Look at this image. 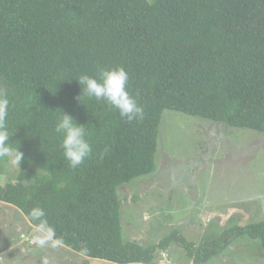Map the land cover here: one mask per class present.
<instances>
[{
  "label": "trees",
  "instance_id": "trees-1",
  "mask_svg": "<svg viewBox=\"0 0 264 264\" xmlns=\"http://www.w3.org/2000/svg\"><path fill=\"white\" fill-rule=\"evenodd\" d=\"M117 66L129 73L142 120L90 99L75 79ZM0 95L10 102V141L24 154L20 171L0 181V201L26 216L42 207L66 247L156 264L178 242L199 264L240 236L264 243V221L199 246L178 232L152 247L125 242L118 193L156 169L165 109L264 133V0H0ZM63 111L85 125L93 148L76 169L55 132Z\"/></svg>",
  "mask_w": 264,
  "mask_h": 264
},
{
  "label": "rangeland",
  "instance_id": "rangeland-1",
  "mask_svg": "<svg viewBox=\"0 0 264 264\" xmlns=\"http://www.w3.org/2000/svg\"><path fill=\"white\" fill-rule=\"evenodd\" d=\"M2 165L0 181L5 185L20 165ZM118 193L123 240L144 247L155 246L173 232L199 246L229 227L262 222L264 133L165 109L156 169L120 185ZM21 214L15 206L0 203V264H116L66 246L37 248L30 243L25 250H7L15 236L29 244L30 238L20 236L29 233ZM167 252L168 258L158 263L197 264L181 243L172 242ZM199 264H264V243L240 236L223 253Z\"/></svg>",
  "mask_w": 264,
  "mask_h": 264
},
{
  "label": "clouds",
  "instance_id": "clouds-1",
  "mask_svg": "<svg viewBox=\"0 0 264 264\" xmlns=\"http://www.w3.org/2000/svg\"><path fill=\"white\" fill-rule=\"evenodd\" d=\"M75 79L81 86L83 94L90 99L105 101L118 110L120 116L128 122L144 118L143 107L127 89L129 73L124 67L101 68L97 76L82 74ZM9 103L6 96L0 95V159H7L12 166L19 168L24 154L19 150L18 145L13 146L10 141L14 130H10L7 124ZM55 132L62 137L63 155L72 169L79 167L86 158L91 156L93 148L87 138L88 129L84 124H78L70 114L63 111V115L55 124ZM107 151L106 147L105 153ZM27 217L32 227L31 243L34 246L55 248L62 244L55 227L49 222L42 207L39 205L33 207Z\"/></svg>",
  "mask_w": 264,
  "mask_h": 264
},
{
  "label": "crops",
  "instance_id": "crops-1",
  "mask_svg": "<svg viewBox=\"0 0 264 264\" xmlns=\"http://www.w3.org/2000/svg\"><path fill=\"white\" fill-rule=\"evenodd\" d=\"M131 200H133V199H131ZM0 203H6V202L0 201ZM6 204L14 207L11 204H8V203H6ZM16 209H18V208H16ZM18 210L21 211L20 209H18ZM21 215H22L21 217H22V220H23L25 226H28L27 228L29 229V233L26 234V235L24 233H22L20 236H21L22 239H24V238H28L29 239L30 238L29 239V244L26 241H24V240H23V242H22V240L18 241V238L15 236V237H12L11 238L10 243L8 244V246H6V249L7 250H12L13 248L16 249V248H19V247L21 248V250H25L26 247L29 246L30 243H31V237H32V227H31V224H30L27 216L23 212H22ZM23 234L25 235V237L22 236ZM63 246H65V245L62 243L59 246V248L60 247H63ZM162 254H165V257L162 255V258L163 259H167L168 258V252H167V250L166 251H163ZM156 264H168V263L159 262V263H156Z\"/></svg>",
  "mask_w": 264,
  "mask_h": 264
},
{
  "label": "built area",
  "instance_id": "built-area-1",
  "mask_svg": "<svg viewBox=\"0 0 264 264\" xmlns=\"http://www.w3.org/2000/svg\"><path fill=\"white\" fill-rule=\"evenodd\" d=\"M22 236H23V237H25V235H24V234H23Z\"/></svg>",
  "mask_w": 264,
  "mask_h": 264
}]
</instances>
